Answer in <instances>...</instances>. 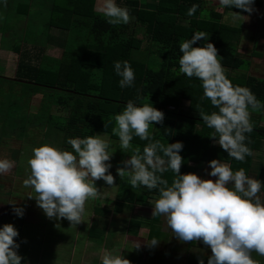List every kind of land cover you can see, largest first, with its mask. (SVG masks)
Instances as JSON below:
<instances>
[{"label": "trees", "instance_id": "obj_1", "mask_svg": "<svg viewBox=\"0 0 264 264\" xmlns=\"http://www.w3.org/2000/svg\"><path fill=\"white\" fill-rule=\"evenodd\" d=\"M117 0L121 6L129 9L130 16L144 28V36L150 42L151 50L141 53L143 39L128 34V24L109 25L105 18L94 10L95 0H51L49 18L45 23V41L39 46L32 38L25 35L21 46L6 48L1 43L0 49L17 55L13 77L0 76V140L15 137L23 140L31 137V130L45 128L61 136L60 148L70 150L66 144L69 138L86 137L97 133L105 134L112 141L119 138L112 134L115 127L114 117L119 114L129 100L137 105L152 104L164 113L162 124H154L150 129L153 138L161 143L182 142L180 152L184 163L181 173H197L202 166L216 159L228 163L233 170L244 168L249 173L252 157L244 162L236 161L209 136V129L200 112L216 111L210 101L202 99L203 90L200 81L191 80L179 74V44L190 39L194 32L208 34V41L218 50L222 65L233 85L249 88L258 100L264 102V79L248 75L250 61L238 53V40L242 29L222 22L223 12L206 0ZM198 5L195 15L187 16L188 9ZM257 0L253 7L259 6ZM208 6V7H207ZM205 11V14L203 13ZM240 12L239 9H232ZM28 7L17 4L15 15L26 14ZM79 19L88 20L86 25ZM56 29L63 34L62 46L67 62L55 66L42 61L43 49L52 44L50 30ZM1 36V41L3 39ZM201 39L194 47L203 46ZM33 44V45H27ZM153 46L156 49H153ZM127 61L135 73L133 87L120 88L119 79L114 72V62ZM244 67L245 69H242ZM7 85V90L4 89ZM39 97L38 109L28 113L32 98ZM3 122V121H2ZM248 146L258 152L264 142V127L253 125L248 134ZM133 149L141 151L147 141L134 138ZM117 150L121 151L120 148ZM116 150V151H117ZM125 157L133 154L130 149ZM164 179L171 184L173 174L165 173ZM264 182V178H263ZM114 204L122 203L133 209L147 207L149 200L158 199L156 190L145 187L132 188L127 177L118 178ZM93 210V221L88 231L92 242L103 241L99 228L108 224L104 216L108 208L97 202ZM12 224L20 234V219H11L0 224ZM147 229V240H161L160 217H136L128 221L127 231L136 234L139 229ZM103 229V228H102ZM19 242V235L16 238ZM190 244H193L189 242ZM157 261L151 264H161Z\"/></svg>", "mask_w": 264, "mask_h": 264}, {"label": "clouds", "instance_id": "obj_2", "mask_svg": "<svg viewBox=\"0 0 264 264\" xmlns=\"http://www.w3.org/2000/svg\"><path fill=\"white\" fill-rule=\"evenodd\" d=\"M217 2L221 8L231 9V18L237 21L247 17L232 9L251 14L255 0ZM6 3L7 0H0V4ZM197 9L198 5L193 4L187 16L195 15ZM97 11L113 26L128 24L132 19L129 9L117 0H100ZM201 39L206 43L194 47ZM207 41L208 34L197 31L179 44L182 53L179 74L199 80L202 99L210 101L216 109L210 114L203 111L199 114L213 130L209 137L228 157L244 162L246 157L255 155L248 146V134L253 131L251 113L264 112V102L249 88L232 84L217 48ZM114 72L120 77V88L133 87L135 73L127 61L114 62ZM114 120L112 134L119 138L120 150L126 153L133 150L130 158L122 162L123 167L117 168V175L127 177L132 188L145 187L158 192V199L152 203V217H163L178 241L199 242L209 248L207 264H260L253 253L264 257V182L253 178L244 168L233 170L228 163L216 159L209 161L208 172L215 180L203 179L195 173L182 174L183 143L164 144L153 138L150 129L154 124H162L164 113L152 104L137 105L129 100ZM134 138L147 141L142 151L133 149ZM111 143L106 135H89L67 139L70 150L49 144L31 150L27 160L30 171L23 185L35 193L29 197L35 199L48 219H66L72 226L85 222L86 203L102 195L96 181L103 180L108 186L115 184L109 171L112 165L108 163L114 153ZM14 164L7 158L0 159V179ZM168 172L174 177L171 184L163 178ZM12 204V212L23 217V208ZM18 235L12 224L0 226V264H21L24 258L18 254ZM147 243L155 246L159 240L153 238ZM100 264H130V261L119 250H103ZM198 264H205L204 259H199Z\"/></svg>", "mask_w": 264, "mask_h": 264}, {"label": "rangeland", "instance_id": "obj_3", "mask_svg": "<svg viewBox=\"0 0 264 264\" xmlns=\"http://www.w3.org/2000/svg\"><path fill=\"white\" fill-rule=\"evenodd\" d=\"M50 1L7 0L6 4H0V17H2L0 19V45L2 43L6 48L17 45L22 47L24 44L21 41L25 34L27 38H32L36 42L34 46L44 44L45 23L49 18ZM206 1L215 8V11L219 13L224 11L217 0ZM149 2L155 4V0ZM257 2L259 6L253 7V12L245 15L247 18L233 21L230 14L223 13L222 22L243 30L237 44L238 53L245 60L250 61L248 75L264 79V0H257ZM17 4L23 6L24 9L28 7V12L15 15ZM203 13L205 14V11ZM78 22L86 25L88 20L79 19ZM128 27L129 35L143 39L141 53L152 49L150 42L144 36V28L139 23H135V20L131 19ZM2 34L4 37L1 41ZM50 36L52 38L53 36L61 37L57 31L52 29ZM55 48L54 44L47 47V50L44 51L45 61L55 66L61 62H67V55ZM153 49L155 50L156 47L153 46ZM8 53L10 55L5 58V62L1 61L4 57H0V76L10 78L14 76L18 56L11 52ZM4 63H6L5 66ZM242 69L245 68L242 67ZM4 89L7 90L6 84H4ZM38 104L39 97L32 98L28 106V113H35ZM251 122L253 125L264 127V112H252ZM2 123H6L4 118L1 119L0 126ZM31 133L29 140L25 139L23 142L15 137L0 140V159L7 158L15 162L13 169L3 179H0V224L11 219H20L18 254L24 258L21 264H25V262L27 264H100L103 250H119L120 254L130 261V264H151L156 260L161 261V264H198L199 259H204L207 264V257L211 255L210 249L199 242L190 244L178 241L172 235L163 217H160V228L163 235L155 246L147 243V229L141 228L136 234L127 231L130 218H150L152 216V203L155 199L151 198L147 207H134V210L119 202L114 204L113 200L118 189L117 181L120 178L117 175V168L123 167L122 162L128 159L124 156L123 151L117 150L119 141L110 139L111 150L114 153L108 163L112 165L109 171L115 178V184L108 186L103 180L96 181V186L99 187L98 190L102 195L101 198L91 201V208L98 202L101 207H107L111 211L107 214L108 225H103V229L99 228V234L103 237V241L92 242L89 237L84 239L86 233L83 225L72 226L66 219L59 221L48 219L37 206L35 199L29 197L35 193L31 188L24 187L23 181L29 175L27 160L32 154L31 150L42 144L60 148L61 136L48 128H45L44 131L36 128L31 130ZM95 135L105 134L97 133ZM254 154L257 157L253 156V168L254 165L260 163L264 169V142H262L260 152ZM254 158L255 162H253ZM210 170L209 166H203L202 170L196 174L203 179L215 180V177L208 175ZM257 175L259 176L260 173ZM9 202L23 208V217H17L12 212L13 204ZM91 208H88L89 215H86L85 222H83L87 226L90 224V217H93ZM137 244L140 245L139 248L136 247ZM253 258L260 264H264V257L253 253Z\"/></svg>", "mask_w": 264, "mask_h": 264}, {"label": "crops", "instance_id": "obj_4", "mask_svg": "<svg viewBox=\"0 0 264 264\" xmlns=\"http://www.w3.org/2000/svg\"><path fill=\"white\" fill-rule=\"evenodd\" d=\"M261 1V0H260ZM261 3V2H260ZM99 5H100V0H95V3H94V10L96 11V12H98L97 11V9H98V7H99ZM247 14V13H246ZM245 14V15H246ZM245 15H243V16H245ZM52 30H55V31H57L59 34H60V38H55L54 36H53V38H52V45L54 44V45H56V48L57 49H60L61 51H62V53L63 54H65L64 52H63V46H62V40H61V38L63 37V34L60 32V31H58V30H56V29H52ZM243 31V30H242ZM47 47H50V44H48V45H46L45 47H44V49H43V53H42V55H41V59H42V61L43 62H46L45 61V50H47ZM55 48V49H56ZM8 55H10V53H8L7 51H4V50H1L0 49V57L2 56V57H4V59L3 60H1L2 62L5 60V58L6 57H8ZM54 59H56V58H54ZM5 62V61H4ZM48 63V62H47ZM5 64L6 63H4V66H5ZM50 64V63H49ZM263 79V78H262ZM259 152H260V150H259ZM259 152H256L257 154L259 153ZM256 154V155H257ZM264 156V155H263ZM255 158L257 157V156H254ZM255 158H254V161L253 162H255ZM262 160V159H261ZM263 162H264V160H263ZM204 166H209V165H204ZM203 167V166H202ZM202 167H201V169L200 170H202ZM199 170V171H200ZM198 171V172H199ZM197 172V173H198ZM257 173H260V175L258 176L257 175ZM264 169H262V164H256V165H254V168H253V163H252V165H251V168H250V171H249V175H251L253 178H256V179H259V180H261L262 182H263V178H264ZM97 188H99V187H97ZM111 203V202H110ZM86 212H85V216H84V220H85V217H86V215L88 214L89 215V212H88V208H91V201L90 202H88V203H86ZM105 207V206H104ZM105 208H107V207H105ZM138 208H140V207H138ZM109 209V208H108ZM91 210H92V208H91ZM118 210H121V209H118ZM109 212H111L110 210H108V211H106L105 212V217L106 218H108L107 217V214H109ZM120 212V211H119ZM92 216H93V214H92ZM91 219H90V224H89V226H87V225H85V224H83V222L82 223H80V224H78V226H82L83 225V227H85L84 228V231H85V236H84V239H86V237H89V235H88V231H89V228H90V226H91V221H93V217H90ZM87 223H88V221H87ZM108 223H109V221H108ZM108 225V224H107Z\"/></svg>", "mask_w": 264, "mask_h": 264}]
</instances>
